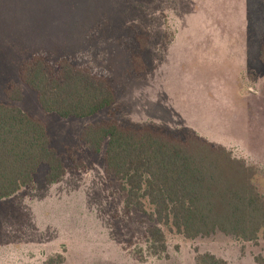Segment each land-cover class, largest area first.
Masks as SVG:
<instances>
[{
	"label": "rangeland",
	"instance_id": "obj_1",
	"mask_svg": "<svg viewBox=\"0 0 264 264\" xmlns=\"http://www.w3.org/2000/svg\"><path fill=\"white\" fill-rule=\"evenodd\" d=\"M145 38L143 71L131 68L126 38ZM264 0H0V103L45 123L50 148L63 160L61 179L47 184L41 163L32 185L0 199V264H197L211 253L225 264H257L256 241L215 232L185 238L160 225L152 206H124L121 182L104 169L80 130L109 118L195 134L257 166L264 194ZM78 65L86 55L121 87L115 103L87 117H60L41 109L18 68L34 53ZM10 84L21 98L9 100ZM160 225L165 251L153 253L147 228Z\"/></svg>",
	"mask_w": 264,
	"mask_h": 264
},
{
	"label": "trees",
	"instance_id": "obj_2",
	"mask_svg": "<svg viewBox=\"0 0 264 264\" xmlns=\"http://www.w3.org/2000/svg\"><path fill=\"white\" fill-rule=\"evenodd\" d=\"M126 41L131 68L125 77L129 79L143 71L140 48L145 38L132 31ZM259 57L264 65V42ZM85 58L84 63L74 65L39 51L19 66L18 76L35 91L43 111L87 117L111 107L121 87L90 54ZM4 94L9 100H19L21 87L10 84ZM79 140L95 153L106 141L104 169L121 182L127 210L142 209L146 198L158 224L189 239L221 232L256 241L264 231V194L256 183L257 166L233 156L224 146H214L195 134H173L157 126L130 125L112 118L84 126ZM49 144L42 120L15 105L0 103V199L32 185L41 163L47 165V184L61 179L63 160ZM160 225L147 228L154 254L165 251ZM62 261L61 254H55L45 264ZM196 261L225 264L208 252L198 254ZM256 262L264 264V257H256Z\"/></svg>",
	"mask_w": 264,
	"mask_h": 264
}]
</instances>
